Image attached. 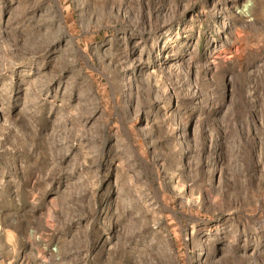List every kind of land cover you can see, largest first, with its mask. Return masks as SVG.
I'll return each mask as SVG.
<instances>
[{
    "label": "rangeland",
    "instance_id": "rangeland-1",
    "mask_svg": "<svg viewBox=\"0 0 264 264\" xmlns=\"http://www.w3.org/2000/svg\"><path fill=\"white\" fill-rule=\"evenodd\" d=\"M0 264H264V0H0Z\"/></svg>",
    "mask_w": 264,
    "mask_h": 264
}]
</instances>
